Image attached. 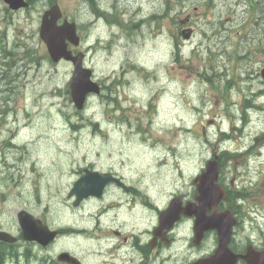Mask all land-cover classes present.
I'll list each match as a JSON object with an SVG mask.
<instances>
[{"label":"rangeland","instance_id":"obj_1","mask_svg":"<svg viewBox=\"0 0 264 264\" xmlns=\"http://www.w3.org/2000/svg\"><path fill=\"white\" fill-rule=\"evenodd\" d=\"M55 1L64 16L79 25L85 65L108 88L105 96L91 97L77 112L68 95L73 66L53 63L39 36L42 15L54 3L32 0L33 8L14 17L6 47L15 48V41L19 46L25 43L40 66L29 64L26 71L19 61L18 69L11 72L10 65H3L11 60L0 59V105L11 94L17 113L10 114L8 121L17 118L20 126L27 125L20 136L32 138L29 151L21 145L15 155L6 152L5 134L0 139V206L6 203L7 213L0 224L5 229L15 225L24 209L42 218L56 216L76 171L86 166L120 169L124 165L132 180L140 178L139 186H148L150 195L157 200L160 196L164 204L169 194L192 190L219 140L220 147L233 150L264 133V111L248 113L251 105L244 102L252 88L264 92L261 0H241V13L236 12L240 0H214L210 5L206 0H94L107 10L109 27L95 16L89 0ZM5 10L0 3V31L7 25ZM153 14L161 17L152 20ZM112 16L117 24L111 22ZM141 20L146 22L137 28ZM187 28L193 30L189 40L182 36ZM26 33L32 34L29 40ZM4 42L0 36V44ZM2 49L0 55H5L7 50ZM24 51L21 47L15 51V62L24 58ZM212 67L225 76L214 82L202 78L204 69ZM23 71L28 73L26 79ZM16 73L12 92L3 94L1 89ZM227 76L230 81H222ZM202 96L204 110L199 115L188 112L203 104ZM258 105L264 108V97ZM45 137L50 139L49 147L41 140ZM260 139L258 147L264 144V134ZM227 177L240 188L252 180L264 197V181L260 182L264 156L259 161L236 156ZM21 192L35 195L22 199Z\"/></svg>","mask_w":264,"mask_h":264},{"label":"flooded vegetation","instance_id":"obj_2","mask_svg":"<svg viewBox=\"0 0 264 264\" xmlns=\"http://www.w3.org/2000/svg\"><path fill=\"white\" fill-rule=\"evenodd\" d=\"M261 1L264 4V0ZM0 3L6 7L3 18L7 23L5 31H0L1 40L5 39L0 48L3 46L1 49L7 51L5 55H0V59L11 60L3 65H10L11 72L18 69L19 61L24 62L26 71L29 64L40 66V59L34 57V51L26 50L25 43L19 46L15 41V48L6 47L8 29L14 27V17L19 11L11 10L3 0ZM29 3L30 8L24 10L33 8L31 0ZM96 6L99 8L98 4ZM92 11L96 14L94 7ZM104 11L107 12L106 9ZM97 18L105 20L103 16ZM2 24L0 22V26ZM25 36L29 40L32 34L26 33ZM20 47L25 50L24 58L15 62V51L18 53ZM18 75L16 73L15 78L1 89L3 94L12 92ZM27 75L23 71L25 79ZM222 76L225 74L222 73L217 79ZM98 83L102 91L107 90L106 85ZM244 97L246 103L247 95ZM12 103L11 94L1 101L0 139L5 134L3 141L9 146L6 152L15 155L21 145L27 147L28 152L32 138L20 136L27 125L20 126L17 118L13 123L8 121L10 114L17 113ZM234 104H237L235 100ZM263 134L262 130L248 145H240L233 150L220 147L219 140L208 153L205 164L213 160L218 162V184L224 191V197L212 198L202 210L195 208L199 204L198 187L195 184L190 192L169 194L162 204L160 194L158 200L151 196L147 191L149 187L139 186L140 178L137 182L132 180L124 170V165L120 169L101 165L83 167L76 171L75 180L66 191L65 200L59 204L56 216L42 218L24 209L18 214L12 230L0 224V232L15 239L14 242L0 241V264H198L214 258L217 253V264H264V197L258 194L259 185L253 186L250 180L249 185L240 188L227 177L236 156H247L256 161L263 158L264 144L258 147ZM41 140L49 147V137ZM227 163L229 167L223 165ZM33 165L37 166L38 162ZM87 170L102 175L110 174L114 180L103 187L100 196L83 198L76 206L78 198L71 193ZM258 173L256 169V175ZM31 174L28 172L27 179H30ZM261 178L260 182L264 181V177ZM19 195L22 199H28L35 194L21 192ZM174 202L180 209L187 205L191 209L176 215L168 211ZM5 204L0 206V218L7 215ZM22 212L30 215L35 223L39 222L45 230L44 234L34 233V236L26 240L20 226L19 215ZM198 215L203 217V227L197 226Z\"/></svg>","mask_w":264,"mask_h":264},{"label":"water","instance_id":"obj_3","mask_svg":"<svg viewBox=\"0 0 264 264\" xmlns=\"http://www.w3.org/2000/svg\"><path fill=\"white\" fill-rule=\"evenodd\" d=\"M6 4L13 10L27 8L29 3L25 0H4ZM63 19V12L58 4L55 2L48 10H46L41 18L40 38L47 47L48 54L53 63H60L62 61L72 63L74 66L73 74L69 81L71 100L78 111H83L86 107L87 100L91 95H100L101 87L94 79L93 70L84 65L85 53L77 52L76 54L70 45L79 47L81 44V37L78 33V26L76 22H71L68 19ZM193 34L192 29H184L182 36L185 40H189ZM264 79V70L262 71ZM219 178V164L217 161L207 163L205 170L194 180V184L198 187V202L196 209L202 210L204 205L212 201L214 197H224V191L218 184ZM114 180L110 174L102 175L98 172L87 170L85 175L75 184L72 195L78 198L76 206L79 202L89 196H100L103 187ZM191 208L187 205L185 208H179L176 202L172 203L168 211L175 212L176 215L181 211L186 213ZM20 226L23 231V236L29 240L34 233L44 234L45 230L41 224L35 223L31 216L26 212L20 215ZM203 217L198 215L197 226L203 227ZM40 229V230H39ZM0 241L14 242L15 239L9 234L0 232ZM219 254L207 262L198 264H217Z\"/></svg>","mask_w":264,"mask_h":264},{"label":"bare ground","instance_id":"obj_4","mask_svg":"<svg viewBox=\"0 0 264 264\" xmlns=\"http://www.w3.org/2000/svg\"><path fill=\"white\" fill-rule=\"evenodd\" d=\"M214 0H206V2H209L210 4L213 2ZM209 4V5H210ZM244 3H242V1L240 0L238 3H236V6H237V8H236V12L237 13H241V10H240V6L241 5H243ZM95 11H96V14H95V16H97V17H104L105 18V16H106V13H104L103 11H101L99 8H97V6H96V3H95ZM242 12H243V9H242ZM135 15V14H134ZM101 21L107 26V27H109L108 26V24H107V22L103 19V18H101ZM146 22L145 20H141L140 21V24L138 25V27L137 28H139V26L141 25V22ZM111 22L112 23H114V24H116V22H115V20L113 19V16H112V19H111ZM145 24V23H144ZM143 25V24H142ZM209 25H211V23H209ZM263 25H264V21H263ZM219 55H220V53H219ZM240 56V55H239ZM133 68H135V70H140V69H138V68H136V67H133ZM222 73H221V69H216V67H212V69L211 70H204V72L202 73V78H204L205 80H207L208 82H214L215 81V79L219 76V75H221ZM152 77H155L154 75L152 76ZM250 78V77H249ZM242 82H248V81H242ZM225 85V84H224ZM226 86V85H225ZM223 86L224 88H227V89H230V87L229 86ZM107 88V87H106ZM110 93V92H109ZM264 97V92L262 91V90H260L259 89V87H257L256 89L255 88H252L251 89V92H250V94H248L247 95V98H246V103H245V105L248 103L249 105H251V106H247V112L248 113H255V112H258V113H262L263 111H264V108H261L258 104H259V100L261 99V98H263ZM107 98H108V96H107ZM111 101V100H110ZM202 102H203V104H201V105H197V106H193V107H191L189 110H188V112H191V114H193V113H196V115H199V114H197V113H199V112H201V111H203L204 110V108H203V106H204V104H205V99H204V97L202 96ZM254 104H256V105H258L259 107H257L256 109L254 108V106H252V105H254ZM81 115V114H80ZM233 116H234V119H235V121H237L238 120V118L235 116V114L233 113ZM240 121V120H239ZM92 126V125H91ZM122 126H124V125H122ZM95 128V127H94ZM16 132V131H15ZM73 154H75V153H72V155ZM85 154H87V153H85ZM91 155V154H90ZM93 156V155H92ZM91 156V157H92ZM88 158V157H87Z\"/></svg>","mask_w":264,"mask_h":264},{"label":"trees","instance_id":"obj_5","mask_svg":"<svg viewBox=\"0 0 264 264\" xmlns=\"http://www.w3.org/2000/svg\"><path fill=\"white\" fill-rule=\"evenodd\" d=\"M50 2L53 4L54 2H55V0H50ZM89 2H90V4L94 7L95 6V2H94V0H89ZM206 2V1H205ZM206 4H210L209 2H206ZM95 8V7H94ZM161 16H153L151 19L152 20H154V19H157V18H160ZM113 19L115 20V22H117L116 21V19L114 18V16H113ZM204 70H206V69H204ZM225 81L226 82H229L230 81V79H228V76L226 77V79H225ZM68 95H69V91H68ZM93 125L96 127L97 126V124L96 123H93Z\"/></svg>","mask_w":264,"mask_h":264}]
</instances>
